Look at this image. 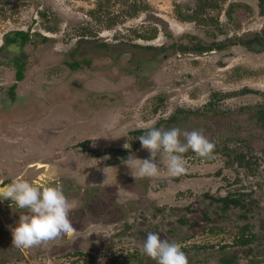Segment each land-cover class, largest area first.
Instances as JSON below:
<instances>
[{"label": "rangeland", "instance_id": "obj_1", "mask_svg": "<svg viewBox=\"0 0 264 264\" xmlns=\"http://www.w3.org/2000/svg\"><path fill=\"white\" fill-rule=\"evenodd\" d=\"M194 11L196 22L181 20ZM20 32L30 42L6 45L7 36ZM263 34L258 0H0V107L22 110L16 118L10 112L0 117V186L23 179L60 187L76 230L47 247L18 249L11 229L22 210L0 202V264H156L142 253L148 232L178 243L188 264H220L227 254H236L234 264L264 263V159L253 179L224 168L218 157L212 165L185 160L187 171L179 177L168 175L165 160L155 177L135 178L124 161L110 166L112 157L102 155L136 144L132 156L148 158L133 133L177 109L201 110L216 101L219 112L234 114L232 123L194 125L210 135L223 132L227 121L229 129L238 123L264 158V132L247 128L250 119L241 111L264 101V52L237 45ZM198 44L221 48L178 53ZM16 57L27 64L20 82ZM13 86L15 102L8 96ZM245 89L257 94L237 95ZM234 191H253L258 200L250 233L261 244L251 245L250 257L236 245L244 223L231 216L190 228L211 211L207 196Z\"/></svg>", "mask_w": 264, "mask_h": 264}, {"label": "clouds", "instance_id": "obj_2", "mask_svg": "<svg viewBox=\"0 0 264 264\" xmlns=\"http://www.w3.org/2000/svg\"><path fill=\"white\" fill-rule=\"evenodd\" d=\"M183 137V139H181ZM148 158L137 159L131 154L125 160L131 174L136 178L158 175L161 162L166 160L167 173L179 177L186 173L184 154L191 151L201 160L211 159L214 143L200 130L181 131L172 127L167 130L152 127L138 136ZM128 143L124 144L129 149ZM22 210L16 226L11 229L12 244L18 249L36 246L47 247L58 239L71 238L76 232L72 225L73 208L57 186L40 188L20 179L0 186V202ZM142 253L156 264H188V258L178 243L161 239L160 234L148 232L143 240Z\"/></svg>", "mask_w": 264, "mask_h": 264}, {"label": "flooded vegetation", "instance_id": "obj_3", "mask_svg": "<svg viewBox=\"0 0 264 264\" xmlns=\"http://www.w3.org/2000/svg\"><path fill=\"white\" fill-rule=\"evenodd\" d=\"M199 45V44H198ZM198 45L195 46H186V47H180L178 48V53L179 54H196L198 56L205 54L207 52H199L198 50L193 49V47H196ZM202 46V45H201ZM203 47V46H202ZM172 48H168V49H160L159 51H157V54L159 53H168L169 51H171ZM184 48H188L189 50L187 51H183L182 49ZM246 49V48H245ZM247 50V49H246ZM248 51V50H247ZM251 52V51H248ZM23 59V58H22ZM25 62V61H24ZM26 64V62H25ZM14 68V67H13ZM26 68H27V64H26ZM75 90H77L78 92H81L82 89L79 88V85H75ZM11 89V88H10ZM74 89V88H73ZM249 91V92H244V91ZM241 92H237V95H250V94H257L255 91L250 90V89H245ZM241 93V94H240ZM8 96L10 97L11 101L15 102L17 95L14 91V93H12L9 90V94ZM216 100H220L226 96L223 95H219V94H214L213 96ZM100 98V97H98ZM97 98V99H98ZM102 98V97H101ZM264 98V96H263ZM43 98L40 97H36V100L41 101ZM21 100V99H20ZM44 100H42L40 102L43 103ZM46 103L48 104V99L46 101ZM44 103V104H46ZM216 103V101H215ZM215 103L213 104V102H210L205 108H202L201 110H185V109H177L176 112H174V114H172L170 117L165 118L160 120L154 127L155 128H162V129H170L172 127H176L181 129V131H192V130H200L202 131L203 135L208 138L209 136H211L210 140L211 142L214 143L215 147L213 150V155L211 158V161H207V160H201L200 158L195 157V155L189 151L187 153L184 154V158L187 161H201L204 162L206 165H212L214 163V161L216 160V158H222L224 160V168L233 171V172H244L245 175L249 178H257L258 176H260V174L262 173V165H263V159L261 156H258L255 154L253 148H252V144L251 140H253V138L251 136H245V134H243V129L241 127V125H239L238 123L234 124V127L232 129H229V122L232 121V116L234 114H229V113H224V112H219L215 106ZM264 104L263 103L257 105L256 107H245L242 108V112L245 114H248V118L250 119V125H247V128H259V130L261 132H264V118H259L256 108L259 107L260 105ZM36 110V109H35ZM74 110V109H73ZM22 110H18V112L21 113ZM77 111V110H75ZM10 112V116L13 118H16V115L18 114L17 109L15 108L13 111L11 110H7L6 108L3 109V107H0V117L1 116H6L7 113ZM247 112V113H246ZM235 115H239V113L235 114ZM224 119L226 118L227 120H229V122L227 121V124L225 125V128L222 129L223 132H219V130H214V132H212L210 135L207 134L206 130L204 127L198 128L197 125L194 124H203L205 121H219V119ZM231 120V121H230ZM221 121V120H220ZM232 123V122H231ZM166 124H169L168 127H165ZM193 125V127H190V125ZM210 125V124H209ZM228 127V128H227ZM140 131H144V130H140ZM137 132V131H136ZM238 132V134H237ZM241 133V134H240ZM134 136V135H133ZM135 140L137 141V143H139L140 141L138 139H136V137L134 136ZM181 139H183V137H181ZM117 166V165H116ZM238 178H236L237 180ZM207 201L209 202V209H211V211L206 212L204 214H202V220L199 222H194L191 224L190 228L196 226V224H203V223H208V224H223L227 221V217L226 216H231L233 219H235L234 221H239V222H243L244 226H242L241 228V232L242 234L240 235V237H238V239L245 237V239H249L252 241V245L254 244L255 247H257L260 243V241H258L259 236L254 232V234L250 233L251 230V225L253 222V219H257L256 218V209L258 208V200H256L254 198V193L253 191H251L250 193H244V192H230L228 194H226L225 196H222L221 194H219V196L217 198H213L210 196L206 197ZM225 201L230 202L233 201V204L228 205L227 208H225L224 203ZM6 205V203L2 202V205ZM181 224H186L185 220H180L179 221ZM237 239V240H238ZM237 245V243H236ZM238 246V245H237ZM240 247V246H238ZM253 247V246H252ZM227 248H222V250H226ZM241 249L244 251V254L246 255V252L248 250H252L254 252V249L250 247H241ZM252 252V254H253ZM251 254V255H252ZM251 255L246 257H250ZM228 257H233L235 263L237 261L236 258V254H230V255H225L222 258H219V262L222 259H226ZM152 261V260H151ZM149 261H147V259L140 261L139 264H148ZM112 264H138L136 262H132V260L126 259L123 260L121 262H115ZM150 264V262H149ZM154 264V263H152ZM234 264V263H233Z\"/></svg>", "mask_w": 264, "mask_h": 264}, {"label": "trees", "instance_id": "obj_4", "mask_svg": "<svg viewBox=\"0 0 264 264\" xmlns=\"http://www.w3.org/2000/svg\"><path fill=\"white\" fill-rule=\"evenodd\" d=\"M258 6L260 9L261 15L264 16V0H258ZM130 7L134 8V6H130ZM200 9H201V7H200ZM133 11H135V10H133ZM195 13L196 12L194 11V12H192V14L187 15L186 17L182 18L181 20L185 21V22H196L197 18L195 17ZM229 16H230V14H229ZM28 42H30L29 34L21 33V32L10 34L5 39L6 45H8L12 48H19L20 46H22L23 44H26ZM237 45L243 46L244 48H246L248 51H251V52H254V51L256 53L257 52H264V34L260 37L257 36L254 38L249 37V38L244 39V40L241 39L239 41V44H237ZM220 48L221 47L218 44H212L209 47H202L201 44H199L198 46L193 47V49L198 50L199 52H210V51L218 50ZM255 48H259V49L256 50ZM182 50L187 51L189 49L184 48ZM13 67L16 70L17 82L22 81L24 79V72H25V68H26V64H25L24 60L20 57H16L13 61ZM15 89H16V86H13L10 89V91L12 93H14ZM244 92H249V91L246 90ZM244 92H241V93H244ZM255 112H257L260 119L264 118V104L257 107ZM168 126H169V124H166L165 127H168ZM162 130H165V129H162ZM146 131L147 130L137 131V132L133 133V135L137 138L138 136L145 134ZM132 146H133V148L130 150H121V149L103 150L102 155L111 156L112 159L109 160L107 163L110 166H116V165L121 164L123 161L127 160L130 154L131 155L133 154V151L136 148V144H133ZM93 154L96 157H100V155H101L98 152H95ZM207 161L209 162V161H211V159H207ZM230 204H233V201H230V202L225 201L224 207L227 208L228 205H230ZM236 243L238 246L243 247V248L250 247L252 245V241L249 239H245V237L238 239ZM252 252L253 251L250 249L246 252V255L249 256L252 254ZM233 259H234L233 257H228L226 259H222L219 263L220 264H233L235 262ZM152 262H154V261H152ZM148 264H149V262H148ZM258 264H264V263L259 262Z\"/></svg>", "mask_w": 264, "mask_h": 264}]
</instances>
